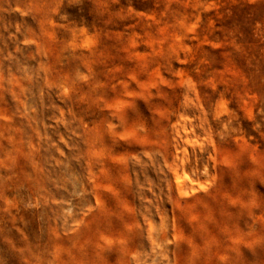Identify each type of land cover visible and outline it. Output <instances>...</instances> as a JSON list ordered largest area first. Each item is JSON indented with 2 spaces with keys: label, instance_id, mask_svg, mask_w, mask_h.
I'll return each instance as SVG.
<instances>
[{
  "label": "rangeland",
  "instance_id": "obj_1",
  "mask_svg": "<svg viewBox=\"0 0 264 264\" xmlns=\"http://www.w3.org/2000/svg\"><path fill=\"white\" fill-rule=\"evenodd\" d=\"M0 264H264V0H0Z\"/></svg>",
  "mask_w": 264,
  "mask_h": 264
}]
</instances>
